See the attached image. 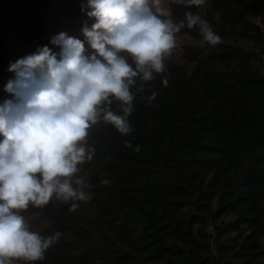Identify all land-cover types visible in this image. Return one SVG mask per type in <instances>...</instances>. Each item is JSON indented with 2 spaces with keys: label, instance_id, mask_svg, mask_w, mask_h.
<instances>
[{
  "label": "trees",
  "instance_id": "1",
  "mask_svg": "<svg viewBox=\"0 0 264 264\" xmlns=\"http://www.w3.org/2000/svg\"><path fill=\"white\" fill-rule=\"evenodd\" d=\"M168 8L175 23L201 15L222 43L185 26L182 62L132 89V131L90 129L93 159L78 175L92 198L20 212L31 231L61 233L35 264H264V0ZM90 10L87 0H0V48L11 38L36 53L48 22L90 25Z\"/></svg>",
  "mask_w": 264,
  "mask_h": 264
},
{
  "label": "clouds",
  "instance_id": "2",
  "mask_svg": "<svg viewBox=\"0 0 264 264\" xmlns=\"http://www.w3.org/2000/svg\"><path fill=\"white\" fill-rule=\"evenodd\" d=\"M172 2L191 8L206 0ZM164 3L87 0L91 10L86 14L94 22L81 29L84 40L61 32L50 41L61 49L59 59L45 45L10 64L16 78L5 90L14 99L0 105V264H35L59 240V232L42 236L31 231L22 210L53 199L92 198L85 177L78 175L93 159L90 129L103 121L122 135L132 131L128 118L136 92L143 93L154 74L165 73L181 29L198 28L202 44L222 43L201 15L187 11L185 20L175 23ZM162 84L167 86V77ZM77 207L72 203L70 210Z\"/></svg>",
  "mask_w": 264,
  "mask_h": 264
},
{
  "label": "rangeland",
  "instance_id": "3",
  "mask_svg": "<svg viewBox=\"0 0 264 264\" xmlns=\"http://www.w3.org/2000/svg\"><path fill=\"white\" fill-rule=\"evenodd\" d=\"M168 1L169 0H165L164 3V6L167 8H168ZM82 28L83 26L79 25L78 22H74V23L62 22L61 19L57 22L50 21L46 24V26L43 29L44 30L43 38L46 40L47 46L51 48L54 53L57 54V59H59L60 58L59 53L61 49L50 42L51 38L58 35L61 32H64L67 33L69 36L84 40L85 38L82 35V31H81ZM177 41H178V47L177 49L174 50L171 58H173L174 61L181 63L182 61L180 60V48L183 44H190L191 40L185 35H177ZM85 46L86 48L88 47L86 41H85ZM26 55H29V52L25 48H23V46L18 44L17 41H15L14 39L10 38L8 41L4 42L3 45H1L0 62H2L4 65L6 64L8 67H10V64L15 63L18 59L23 58ZM15 78H16V74L14 72L2 68L0 64V105H2L7 100L14 99L13 94L9 93L5 89L8 82L14 81ZM2 139L3 137H0V140ZM21 263L22 261L18 262V264Z\"/></svg>",
  "mask_w": 264,
  "mask_h": 264
}]
</instances>
